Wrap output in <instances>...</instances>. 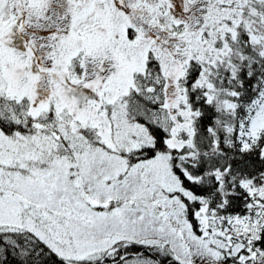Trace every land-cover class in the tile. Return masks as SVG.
Listing matches in <instances>:
<instances>
[{
	"label": "snow or ice",
	"instance_id": "snow-or-ice-1",
	"mask_svg": "<svg viewBox=\"0 0 264 264\" xmlns=\"http://www.w3.org/2000/svg\"><path fill=\"white\" fill-rule=\"evenodd\" d=\"M0 264H264V0H0Z\"/></svg>",
	"mask_w": 264,
	"mask_h": 264
}]
</instances>
